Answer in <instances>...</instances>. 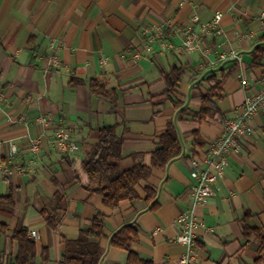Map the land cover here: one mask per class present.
Returning <instances> with one entry per match:
<instances>
[{"label": "crops", "instance_id": "crops-1", "mask_svg": "<svg viewBox=\"0 0 264 264\" xmlns=\"http://www.w3.org/2000/svg\"><path fill=\"white\" fill-rule=\"evenodd\" d=\"M217 11L223 17L216 29L199 49L185 50L178 29L197 32ZM262 12L264 0H0V196L11 192L15 204L13 210L0 208V224L7 227L0 235V264H15L19 242L13 234L21 229L36 243L37 264H59L66 240L77 238L98 213L105 216V235L94 240L102 248L98 264H129V251L112 244L126 225L139 231L131 249L140 259L180 264L186 247L176 240L177 218L193 206V162L205 165L225 120L237 115L248 94L264 90V51L256 58L264 48ZM157 26L174 47L156 42L144 50L147 31ZM139 49L143 57L135 61ZM173 67H182L183 75L169 93L164 75ZM212 77L223 81L222 97L214 99L216 111L198 120V97L211 88ZM73 78L81 82L72 86ZM95 79L118 93L115 107L91 92ZM42 114L52 116L50 125L38 120ZM170 122L181 153L136 186V199L110 209L101 194L85 187L82 164L92 130L117 124L124 138L121 167L127 170L151 164L157 136ZM62 128L77 146L66 154L54 142ZM195 131L203 145L194 146ZM239 144L213 196L196 207L193 264H253L260 256V237L254 231L247 236L245 229L264 236V107ZM57 193L66 212L51 228L41 209ZM45 248L49 259L43 262Z\"/></svg>", "mask_w": 264, "mask_h": 264}, {"label": "trees", "instance_id": "trees-1", "mask_svg": "<svg viewBox=\"0 0 264 264\" xmlns=\"http://www.w3.org/2000/svg\"><path fill=\"white\" fill-rule=\"evenodd\" d=\"M260 52L264 48H258ZM183 75L182 67H173L170 72L165 73L169 93L175 92L178 82ZM81 80L72 79L71 85L80 83ZM212 86L206 94L198 97L201 108L194 113L198 120L205 119L211 112L216 111L217 104L215 98L222 97L223 81L216 77L211 79ZM91 92L99 97L107 99L112 106H116L118 93L107 88V86L98 79L90 82ZM184 111L181 117H184ZM94 141L89 144L87 157L83 161L82 168L88 176V184L85 187L91 191L102 195L104 204L110 209L119 207L124 200H134L138 197L136 186L145 180L154 168H164L168 162L179 155L182 150L175 124L170 122L166 128L157 136L156 148L152 151L151 164L146 165L136 163L133 167L124 170L121 167L123 159L124 138L117 131V124L99 127L91 131ZM203 145L199 133L194 132V146ZM148 199L153 197V190L147 188ZM15 207L13 195L9 192L5 196H0V208L13 210ZM66 212L64 196L61 193L55 195L52 204L44 205L41 214L51 228H56L63 215ZM7 227L0 224V235L6 231ZM253 231L260 237L261 247L260 256L253 264H259L264 251V236L256 228H246L245 234L248 236ZM105 235V216L98 213L92 219L88 228L82 229L75 239L66 240L65 253L59 264H98L102 255V248L95 239H101ZM13 238L19 242V253L15 258V264H37V246L29 233L25 229L15 231ZM139 240V231L135 226L126 225L112 237V244L115 247L129 251V264H152L143 261L132 251L134 242ZM43 262L49 259L48 249L42 252Z\"/></svg>", "mask_w": 264, "mask_h": 264}, {"label": "built area", "instance_id": "built-area-1", "mask_svg": "<svg viewBox=\"0 0 264 264\" xmlns=\"http://www.w3.org/2000/svg\"><path fill=\"white\" fill-rule=\"evenodd\" d=\"M222 17V12H215L212 21L202 24L201 29L197 32H191L190 30L185 32L178 29V32L182 35V47L187 51L199 49L202 38L216 29ZM261 17L264 18V12L261 13ZM147 33L148 42L144 45V50H150L151 44L156 42H159L164 49L174 47V44L164 40L165 28L157 26L148 30ZM232 56L236 60H240V54L237 52H233ZM142 57V50H137L134 54V60L139 61ZM263 107L264 90L248 94L243 104L239 107L237 115L225 120L222 134L210 143L205 165L201 166L197 161L193 162L192 174L196 181L191 190L193 206L189 211L177 218V221L181 224V232L176 240L186 247V252L180 258V264H193L197 260L198 247L194 234V228L198 224L196 207L206 204L213 196L215 184L218 177L225 171L229 155L234 151H238L240 140L253 132L254 115ZM38 120L48 126L52 121V116L50 114H42L38 117ZM54 142L57 149L65 154L77 148L76 144L71 141L70 133L64 128L56 131ZM31 149L34 152L39 150L36 140L32 141Z\"/></svg>", "mask_w": 264, "mask_h": 264}]
</instances>
